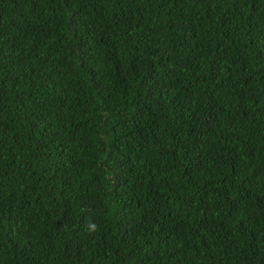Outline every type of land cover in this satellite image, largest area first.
Returning a JSON list of instances; mask_svg holds the SVG:
<instances>
[{"label":"trees","instance_id":"1","mask_svg":"<svg viewBox=\"0 0 264 264\" xmlns=\"http://www.w3.org/2000/svg\"><path fill=\"white\" fill-rule=\"evenodd\" d=\"M0 264H264V0H0Z\"/></svg>","mask_w":264,"mask_h":264}]
</instances>
